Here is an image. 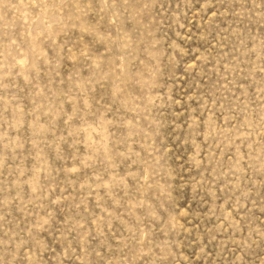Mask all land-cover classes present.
<instances>
[{
  "label": "rangeland",
  "instance_id": "obj_1",
  "mask_svg": "<svg viewBox=\"0 0 264 264\" xmlns=\"http://www.w3.org/2000/svg\"><path fill=\"white\" fill-rule=\"evenodd\" d=\"M0 264H264V0H0Z\"/></svg>",
  "mask_w": 264,
  "mask_h": 264
}]
</instances>
